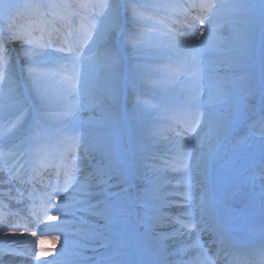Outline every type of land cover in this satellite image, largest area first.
I'll return each instance as SVG.
<instances>
[{
  "label": "rangeland",
  "instance_id": "1",
  "mask_svg": "<svg viewBox=\"0 0 264 264\" xmlns=\"http://www.w3.org/2000/svg\"><path fill=\"white\" fill-rule=\"evenodd\" d=\"M97 1L98 3L102 2V0ZM118 1L133 4L132 7H134L135 12L130 13V15L134 18L135 25L139 29L136 35L123 30L118 34L119 40L125 47L123 51L129 56L125 58L124 68L126 79L128 78L127 85L129 88L135 86L139 88L140 85H147L148 88L160 92L161 97L153 99L141 97L139 100H132L118 114L107 118L99 115L101 112H98V104L94 100H88L86 103L80 104L79 107L77 106V108L66 106L61 108L63 102L69 103L70 101V99L62 96V88L67 86V82L69 83L68 75L74 71L72 65L67 61L60 62L58 56L51 54L49 51H56L55 49H57L53 48L52 45L40 48L42 51L37 49V54L31 58H22L19 55L21 45L15 49L16 52L10 48L13 53L11 66L0 71V78H4L0 85V133L5 127H10L11 131L6 135H0V146L16 139L19 126L16 124L13 126L14 122L19 118L28 117L29 125L24 130L25 135L16 143L21 145V141H29L23 146L29 147L36 158V164L47 160L50 162L49 153L55 158L57 149L65 150L76 142L83 149L85 145L82 142L89 139L93 147H103L127 165H143L146 181H156L159 184L160 194L166 195L169 192L166 190L167 183L177 186L183 184L178 180H168L166 182L169 178L167 174H180L183 169L172 170V168L168 169L164 165L172 167L170 162L175 160V149L179 142L191 140L193 148H195L196 137L200 134L199 132H188L186 127L181 128L175 118L168 122L167 117H179L181 115L185 117L191 113L202 112L206 114L202 120H207V113L215 112L221 106L210 104V100H201L198 104H195L193 101H183L180 97V89L192 80V70L194 73V69L183 65L186 60L180 49L170 47L171 35L174 34L173 28H170L161 17L155 14L164 13L174 17L176 15L172 12V9L182 5V2L180 0ZM215 2L219 3L220 0H215ZM222 2L224 7L217 10V16L218 18L225 17V20L221 22V29L217 31V35L223 38L220 42L223 53L219 56L213 55L211 59L222 63L220 64L222 76L232 80L233 91L240 97L242 116L233 129L232 137L239 138L241 135L240 138L243 139L242 134H237V132H243L247 133L249 137L257 139L258 134L253 136L251 130L254 128L250 129L248 125L251 121H254L253 118L256 113L261 112L264 118V6H262V0H222ZM64 3L72 5L71 15L63 8L48 7L49 4ZM81 3L87 2L86 0H0V30L7 35L11 28L13 32L26 38L29 34L38 38L45 34L40 32L37 22L46 27L53 22L50 18L57 13L67 21L68 27L73 26V23L78 20L79 23L82 21L83 29H89L92 33L95 28L92 23L98 18V14L92 12L90 8L78 7ZM154 5H165L167 7H155ZM95 10L101 11L98 8ZM36 15L38 16L36 17ZM100 24L106 26L107 22H101ZM186 26L188 27V24ZM44 39L47 41L46 37ZM236 53L240 55L242 62L240 67L233 66L230 60V57ZM150 58H152V61H150ZM159 58L161 60L155 62ZM199 61L202 62V66H200L198 76H208L207 79L203 78L205 84L223 86L210 79V77H214V71L209 69L210 67L217 68L216 62L210 66L209 56L204 54L200 56ZM25 67L31 68V73L24 71ZM75 68L85 69L84 72L77 71L76 73L80 77L86 78V83L89 84L92 81L100 80L104 64L94 53L90 52L83 55V59L77 62ZM124 92V90H118L113 92L112 95L119 98ZM30 100L35 103L32 104L34 105L32 110L29 105ZM167 122L175 126H172L173 130L171 132L167 130L168 135L165 134L164 137L166 145L174 144L173 151L160 154L156 139H159L162 135L159 133L157 126L161 123L167 124ZM197 128L202 129L205 133L210 131L208 125L205 124L197 125ZM84 131H88L86 136L83 133ZM180 131H183L181 138L176 135ZM261 137L262 135H260ZM204 139L207 140L208 136L205 135ZM33 140L41 145L48 146L49 149L44 150L42 148L39 153H35L32 146ZM236 148V146L234 147L232 144L222 141L216 153L210 157L207 178L212 181L215 180L216 185L220 184L223 175L229 171L230 166L235 162V158L231 155ZM204 150L201 148V151ZM224 161H228V164L224 165ZM213 167L216 169H213ZM5 173L6 177L15 175L16 178L22 179L27 176V171L19 165L18 169L17 166H12ZM40 173L45 174L41 170ZM48 175H46L48 184H54L57 176L53 175L50 178ZM77 175L83 179L79 172H77ZM259 180L264 182V175H260ZM20 186L14 187L15 189L11 193L18 194L17 189ZM148 186L151 187V185ZM24 187L27 186L24 185ZM194 187L196 189L197 186H193V191ZM25 194L26 197H29L28 192ZM61 196L62 201H58L54 205L59 202L62 204L70 203L73 191L64 192ZM3 200L4 202H1L0 205L1 232L12 234L20 229L10 224L8 219L11 222L19 220L14 219L17 218V215L11 213L10 210L15 204L29 203V200L25 197H20L15 202L9 201L5 197ZM152 203L146 197L144 207L140 206L139 201L129 205L133 215L131 219H127L128 216L124 218V222L119 229V239L123 242L126 236L131 234L132 243H130V247L135 255H137V249H139V252L142 251L140 254L149 256L166 252V257L163 256L162 258L166 262H170L172 260L167 255L169 245L165 243L166 239L154 245L146 233V227L150 224L148 221L151 220L154 214ZM58 213L55 211L52 215L57 214L58 216ZM59 214L73 217L85 215L79 211H76L73 215V209L71 208ZM141 221H143V225ZM50 222L46 219L45 225ZM38 225L41 224L38 223ZM158 228L154 229L153 236L160 234ZM35 230V227L22 229L30 235ZM73 231L76 233H72ZM71 233L67 248H64L67 253H76L88 249L78 247V243L81 241L85 243L86 247L94 246L93 248H97L95 252H107L108 254L113 252L112 248H98L99 242L88 238L86 232L69 230L65 234ZM81 233L83 234L80 235ZM42 234L46 235L45 232L37 233V236H32L29 239L31 242L34 240V242H37V237L42 236ZM176 237L175 243L180 242L178 239L180 235ZM206 245L205 253H209L212 250L211 244L208 242ZM23 251L25 252V250ZM24 252L16 255L26 260L36 258L33 255L26 256ZM41 252L43 251L41 250ZM126 257V251L119 252V255H116L113 260L100 261L99 264H123V262H126L124 260ZM76 259L77 257L74 256V260ZM78 259L85 260L82 257ZM211 261L214 264L220 262L218 259ZM93 264H98V261Z\"/></svg>",
  "mask_w": 264,
  "mask_h": 264
},
{
  "label": "snow or ice",
  "instance_id": "2",
  "mask_svg": "<svg viewBox=\"0 0 264 264\" xmlns=\"http://www.w3.org/2000/svg\"><path fill=\"white\" fill-rule=\"evenodd\" d=\"M154 6L167 7L165 5ZM262 6H264V0H262ZM48 7L63 8L68 11L69 15L72 14V5L68 3L49 4ZM78 7L98 8L101 9V14L103 15L104 9L118 7V5L102 0L100 3H81ZM178 7L181 15L187 14L191 9H199L202 13L205 10L208 12L207 15L192 17L188 24L189 31L171 35L170 47L181 50L185 60L193 67V74L198 76L200 71L198 61L202 54L209 56L208 62L211 66L216 62L211 57L213 55L219 56L223 53V49L220 47V42L223 38L217 35L216 29L220 27L217 23V10L223 8L224 4L222 0L219 3L214 2V0H199V2L192 0L188 8H184L182 5ZM196 19H200L201 24L206 25L207 35H204V28H201V35L199 37L195 36ZM178 23H182V21H178ZM82 32L83 39L79 45L74 40H66L67 47L58 49L61 53H68V57L65 59L73 68H75L78 61L83 59V53L79 50L87 39V31L83 29V26ZM14 43L21 45L19 55L22 58H31L37 54V49L51 45L52 40L49 38L46 41L43 35L37 38L29 34L26 38L19 33L13 32L11 28L7 35L0 30V71L11 66L13 53L10 51V45ZM230 60L233 66H242L238 53L233 54ZM23 70L29 73L32 71L28 67ZM209 70L212 71L213 69L210 67ZM74 76L75 73L68 77L69 85L72 89H75L77 83ZM210 79L223 85L218 88L215 94H210V104L220 105L221 107L215 112L207 113V120H202L206 115L205 113L196 112L193 114L185 127L188 132L200 133L196 137L195 148H193L191 140L179 142L176 145L175 160L170 162L172 170L183 169L188 171L190 175L195 174L199 177L197 183L201 187L206 183L208 161L216 153L221 142H228L234 147L242 144L241 138L232 137L233 129L242 116L240 97L233 91V82L227 77H210ZM85 95H87L86 92ZM201 124L208 125L210 131L205 133L202 129H198L197 125ZM13 126H15V122ZM248 127L250 129L259 127L261 133L264 134V123L254 120L249 123ZM10 131V127H5L0 135H6ZM176 135L182 137L183 132H178ZM205 135L208 136L207 140L204 139ZM28 142V140L21 141L20 146ZM32 146L35 153H39L42 148L47 147L39 144L36 140L32 141ZM201 148L205 150L201 151ZM96 150L99 151L101 159L95 164L86 157H74L72 164L56 166L58 178L61 168L63 169L64 182L62 185L59 183L49 185L52 187V193H44L40 198V204L34 208V215L37 216V222L39 223V215L48 213L50 209L62 213L66 209L71 208L73 209V214L76 211L84 213L85 215L78 217V219L81 224L87 226L78 229V231L86 232L88 238L98 241V248L113 249L111 254L101 253L100 256L96 257L98 264L100 261L113 260L116 255H119V248L121 247L119 229L124 222V218L133 215L129 205L139 201L140 206L144 207L146 197L153 202L152 210L154 214L151 217V224L146 227V233L154 245L159 244L162 240L183 235L185 232L188 233L191 240V233L193 231L197 232L196 238L191 240L190 244H182L175 250L174 254L186 252L190 248H202L200 237L207 232H210L215 237L214 243L227 246L229 243L228 233L241 227L254 207V194L247 196H240L238 192L216 194L209 192L207 188L204 189L202 194H198L195 197L190 196L188 193H183L184 203L169 201L165 195L160 194L159 184L156 181H146L143 165H127L107 152L103 147H99ZM21 155H24V153L22 152ZM223 163L227 165L228 161ZM44 166L47 167L48 165ZM77 172L84 174L83 179L77 175ZM15 178V175H9L8 181L5 182H10ZM34 179L35 176L20 179L21 186L17 189L20 197H24L27 191L24 185ZM148 185H151V187ZM69 190L73 191L70 203H57L55 205L48 203L47 197L49 195L55 194L59 197L62 193ZM261 195L264 196V192ZM193 201H195V204L189 207ZM165 207H176L185 210L174 214L164 213L161 210ZM260 210L264 212V203L261 204ZM88 216H92L94 222L88 221ZM57 219V216L47 215L48 221ZM164 221H167L168 224L166 225ZM141 224L143 225V221H141ZM172 224L176 225V227H170L168 232L152 235L157 226L165 227ZM50 227V225H45V228ZM32 236H37V233L33 232ZM41 238L37 239V244H39ZM91 250L95 252L97 248H92ZM47 255H50V253L37 251V264H47V261L40 259L41 256ZM191 264H211V258L201 254L198 257H194Z\"/></svg>",
  "mask_w": 264,
  "mask_h": 264
},
{
  "label": "bare ground",
  "instance_id": "3",
  "mask_svg": "<svg viewBox=\"0 0 264 264\" xmlns=\"http://www.w3.org/2000/svg\"><path fill=\"white\" fill-rule=\"evenodd\" d=\"M96 1V2H95ZM87 3H98L97 0H86ZM107 2L118 5V7H111L103 10V15L101 14V11H97L95 9L97 8H90L92 9V12L98 14V18L94 20L92 23L94 28V31L91 30L87 31V39L86 42L82 44V47H80V51H82L83 55H87L90 52L94 53L101 63L104 64V68L102 70V74L100 76L99 81H92L91 83H86V78L80 77L77 75V71L84 72L85 69L80 68H73L76 73L74 76V79L77 81L75 85V89H70L69 83L67 82V86L62 88V96L65 98L70 99L69 103L63 102V107L68 108H77L80 104L86 103L88 100H94L98 104V112H101L99 114L103 117H113L114 115L118 114L122 109L126 108L132 100H139L141 97H160V92L148 88L147 85H140L139 88H129L127 85V79L125 76L124 68H125V58H128L124 53V45L119 40L118 34L120 31H125L129 34L136 35L139 32V29L136 27V22L134 18L130 15V13H134V7L133 4L130 3H122L118 0H107ZM182 2V6L184 8H188L190 3L186 2L184 0H180ZM192 3V2H191ZM139 4V2H138ZM138 6V5H137ZM192 10V12H191ZM187 14L181 15L180 8H173L172 12L176 16H168L164 13L155 14L163 19L165 24H168L170 28H173V32L175 34H178L180 32H187L189 31L186 24H189L192 17H199L202 15H207L208 12L206 10L202 13L199 9H191ZM195 11V13H193ZM205 13V14H204ZM38 15H36L37 17ZM91 18V17H88ZM40 20V19H39ZM53 22L48 24V26L44 27L43 25H40L39 22H37V26L40 30V32L44 33L43 37H46L48 39L51 38L52 46L53 48H66L67 44L65 41H75L77 45L81 43V40L83 39V32H82V21L80 23L78 20H76L73 23V26L68 27L67 21L63 19V16L61 17L59 14H54L52 18H50ZM225 20V17L218 18L217 16V23L221 25V22ZM178 21H182V23H178ZM101 22H107L106 26H103L100 24ZM91 23V22H90ZM195 23L197 25L195 36L199 37L201 35V28H204V35H207L206 25L201 24L200 19H196ZM176 27V28H175ZM87 29V28H86ZM221 29V26L216 29V32ZM56 41V42H54ZM54 44V45H53ZM56 44V45H55ZM19 43H14L10 45V48L13 49L14 52L17 47H19ZM57 49L56 51H49L51 54L58 56L60 59V62L64 63L66 62V57H68L67 52L60 53ZM42 51V49H40ZM200 66H202V62L198 61ZM217 68H212L214 73V77H221L223 78L221 71H220V64L219 62H216ZM184 66H187L188 68H193L187 61L183 62ZM76 69V70H75ZM73 72L70 73V76L73 75ZM208 76H196L193 75L192 70V80L186 85L181 87L180 89V97L183 101H193L195 104H198L201 100H210V94H215L218 88L222 87L219 85H207L205 84V79H207ZM4 81V78H0V85L1 82ZM118 90H124V94L122 96H119V98H115L112 94L113 92H117ZM85 92L87 95H85ZM34 102H30L29 105H31V108H34ZM97 112V111H96ZM193 116L191 113L190 115H187L183 117L182 115L180 117H167L168 122L172 119H176V121L179 123V126L181 125L182 128H185V125L189 122L190 118ZM29 118H19L15 121V124L19 126L20 130L17 133L16 139L12 140L11 142H6L3 145L0 146V204L1 202H4L3 198L5 197L9 201L15 202L20 198L19 194H12L11 191L15 189L14 187H17V185H20V179L21 178H15L12 179L10 182L8 181L9 177H6L5 171L11 169L12 166H17L18 169V163L21 168H24L25 170H33L31 172V177L35 176V183L44 184L46 182V179L42 178L40 179L39 170L42 169L43 171H49L48 167H45L44 165H50L47 161H43L39 164H36V159H31V153L30 149L27 146H20V144L15 143L17 140H20L24 135V129L27 128ZM167 122V124L161 123L159 126H157L159 133L162 135L159 137V139H156V144L158 145V150L160 154H166L168 152L173 151L174 144H165V134L168 135L167 130L170 132L173 130L172 126ZM175 127V126H174ZM254 129L251 130L253 133V136H257V139H254V137H249V135L243 133L242 134V144L239 146H236V150L232 153V157L235 158V162L230 166L229 171H227L226 174L223 175L222 181L219 185H216L214 181H209V179H206V183L203 187L198 185L197 181L199 180V177H197L195 174L190 176V173L188 171L182 170L180 171V174H167L168 180H178V182L183 183L180 186L178 185H166V190L169 192L165 195L166 199L169 201H173L175 203H184L183 193H188L190 196L195 197L198 194H202L204 192V189L207 188L209 192H213L215 190H212L213 188H208V186L212 185L217 190L216 194H220L222 192H234L235 190H239L242 194V196H247L249 194H254L255 200H254V207L249 213V216L247 220L243 223L241 227H238L237 229L240 230L241 228H249L250 230H253L254 227H252V223L254 221L253 218L261 217L264 215V212H261V204L264 203V196L261 195L262 192H264V182L259 181L257 185H254V172L256 167L261 169L263 168L262 165H264V159L261 158L263 156L264 158V134L261 133V129L259 127H253ZM248 129V128H247ZM250 131V130H249ZM88 131H84L83 133L88 134ZM169 132V134H170ZM173 136L172 134H170ZM260 135L262 137L260 138ZM241 137V135H240ZM239 137V138H240ZM181 138V137H179ZM178 138V139H179ZM181 141V140H180ZM85 146L83 149L79 147V144L75 143L72 144L71 147L66 148L65 150L59 149L57 157L53 160L54 165L58 166L61 164H72L74 157H80V158H88L91 160L93 164H95L97 161L101 159L100 153L98 150H96L99 147H93L91 144V140H87L85 142H82ZM76 148L78 150H76ZM44 150H48L49 147L43 148ZM176 150V149H175ZM24 153L22 156L21 153ZM50 158H54L53 156L48 154ZM260 167L257 166V162L261 160ZM209 161H211L209 159ZM38 165V168H34L33 165ZM164 165V163H163ZM52 165L50 168H53ZM164 167L170 169L172 167H169L168 165H164ZM211 169V168H210ZM213 169H216L213 167ZM35 171V172H34ZM261 172V171H260ZM82 176L84 175L82 172H79ZM56 173L52 174L51 176L55 175ZM263 174V173H262ZM6 177V178H5ZM208 180V181H207ZM196 181V182H195ZM194 184V185H193ZM193 186H197L196 189ZM52 189V188H51ZM50 189V190H51ZM192 189V190H191ZM37 191L40 192V196L38 200L40 201V198L44 195L45 191H40L39 188H37ZM52 191V190H51ZM193 191V192H190ZM174 194V195H173ZM50 196V195H49ZM62 196L58 197L56 195H53L51 199H48V203L51 205H54L53 202L62 201ZM8 202V201H7ZM60 203V202H59ZM195 204V201L192 202L189 207H192ZM13 207V206H12ZM185 209L176 208V207H165L161 211L164 213H177L180 211H183ZM11 211H13V214H16V212L20 213H28L32 215L33 210L30 206V204H16L13 208H11ZM15 212V213H14ZM31 212V213H30ZM55 212V210H49L48 213H42V216H39V220L44 218L47 214ZM74 215V214H73ZM58 219L53 221L52 225L53 228L56 229L55 233L47 234L38 236L37 238H40L39 244L37 242H31L29 238L32 237V235L28 234V232L22 231L21 227H33L37 225V218L33 217L32 220L20 221L18 223V231H15L12 234H6L5 232H1L2 227L0 225V264H37V257L36 252L38 250H42L43 252H48L52 255V257L47 256H41L40 259L47 261V264L50 263H56L59 264H71L70 262L67 263L68 258H71L67 255H63V253H66L64 248H67L68 241L70 239V235L74 233V231L71 234H65L67 232H64L67 228V225L69 229H74L75 231L80 229L83 224H81L78 217H73L69 215L61 216L58 213ZM129 218H132V215L129 216ZM198 218V217H197ZM7 219V218H6ZM9 222L10 219H8ZM88 221H93L94 218L91 216L87 217ZM15 223V220L13 221ZM66 222V223H65ZM151 224V220L148 221ZM164 223L167 225L168 222L164 221ZM66 225V227H64ZM43 227V228H42ZM159 227V228H158ZM170 227H176V225L172 224L170 226L160 227L157 226V230H159V233H165L170 230ZM36 233L45 230L46 228L44 225L38 226ZM62 229V230H61ZM76 233V232H75ZM74 233V234H75ZM81 233L80 235H82ZM156 234V233H155ZM179 236V235H178ZM197 236V232L193 231L191 233V240H194ZM177 237H173L171 239H166L165 243L168 244L169 249L167 251V255L172 260L170 262H166L162 257H166V252H160L159 254H156V257L149 256L147 254H140L142 251L139 252V249H137V255H135L133 249L130 247L132 243V237L130 234L126 236L123 242H121V247L119 248V252H125L127 253V257L124 259L126 262H129L128 264H154L153 260H159L160 264H191L194 257H198L201 254L204 256H207V253H205V247L206 243L208 241H214L215 237L210 233L207 232L203 234L200 237V242L202 244L201 247L197 248H190L187 250L186 254L183 253H177L174 254L175 250L181 246L182 244H190L191 240L189 239L188 233H184L182 236L178 237L180 242L175 243ZM214 249L212 252V255H217L218 252V243H214ZM222 246V245H220ZM78 247L81 248H88L90 251L92 248L86 247L85 243H78ZM156 247V246H155ZM167 247V248H168ZM223 248V247H222ZM229 249L224 251V254L222 256V260H227L231 262V264H238V261H240L242 258H240L238 255L235 254V251L232 252V249L228 247ZM37 249V250H36ZM25 250V252L23 251ZM136 250V249H135ZM88 253H91V252ZM21 252H24L26 256H35L36 258L33 259H24L23 257H19L16 254H21ZM9 253V254H5ZM163 253V254H162ZM14 254V255H13ZM54 254V255H53ZM241 255V254H240ZM137 256V257H136ZM243 256V255H241ZM26 258V257H25ZM144 258H148V261L144 260ZM157 258V259H156ZM163 261H162V260ZM29 261V263H28ZM251 263H255L256 261L251 258L249 259ZM125 262V264H127ZM164 262V263H163ZM82 261H76L72 264H82ZM157 263V262H156ZM211 264L212 261H211Z\"/></svg>",
  "mask_w": 264,
  "mask_h": 264
}]
</instances>
